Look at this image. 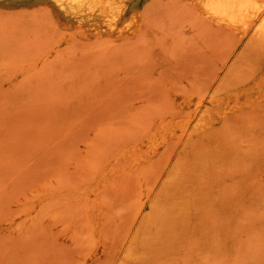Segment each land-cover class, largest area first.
Masks as SVG:
<instances>
[{
	"label": "rangeland",
	"instance_id": "rangeland-1",
	"mask_svg": "<svg viewBox=\"0 0 264 264\" xmlns=\"http://www.w3.org/2000/svg\"><path fill=\"white\" fill-rule=\"evenodd\" d=\"M127 3L139 33L0 0V264H264V46Z\"/></svg>",
	"mask_w": 264,
	"mask_h": 264
},
{
	"label": "bare ground",
	"instance_id": "bare-ground-1",
	"mask_svg": "<svg viewBox=\"0 0 264 264\" xmlns=\"http://www.w3.org/2000/svg\"><path fill=\"white\" fill-rule=\"evenodd\" d=\"M127 1L57 0V3L66 15L75 18L80 24L91 25L98 32L109 34L115 32L121 34L140 32L143 30H140L141 26L143 27L141 24L145 22L143 11L141 9V13L134 5L130 7ZM188 1L201 11L210 22L236 31L240 34V37L248 33L250 37L260 42V46H264V0ZM202 233L205 235L204 232ZM206 234L208 236V233ZM198 236L196 235V237Z\"/></svg>",
	"mask_w": 264,
	"mask_h": 264
}]
</instances>
